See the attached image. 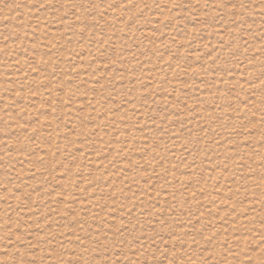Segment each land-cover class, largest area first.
I'll use <instances>...</instances> for the list:
<instances>
[{"label": "rangeland", "instance_id": "obj_1", "mask_svg": "<svg viewBox=\"0 0 264 264\" xmlns=\"http://www.w3.org/2000/svg\"><path fill=\"white\" fill-rule=\"evenodd\" d=\"M0 264H264V0H0Z\"/></svg>", "mask_w": 264, "mask_h": 264}]
</instances>
